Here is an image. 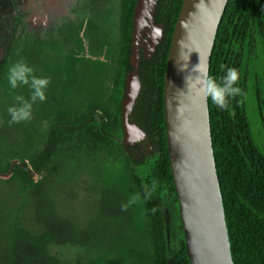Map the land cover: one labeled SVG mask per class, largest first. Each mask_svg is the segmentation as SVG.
<instances>
[{
	"label": "rangeland",
	"instance_id": "rangeland-1",
	"mask_svg": "<svg viewBox=\"0 0 264 264\" xmlns=\"http://www.w3.org/2000/svg\"><path fill=\"white\" fill-rule=\"evenodd\" d=\"M120 3L0 0V264H154L149 219L122 153L139 132L127 125L119 140L112 101ZM154 3L143 1L139 21L146 54L160 31L150 17ZM253 42L249 62L264 115V40ZM21 61L49 84L30 120L10 123L7 109L15 96L30 95L27 86L8 84L9 68ZM134 86L131 81L130 90ZM131 93L126 91L125 105ZM97 115L109 124L106 132L97 139L88 133L65 139L47 170L31 176L32 185L7 172L9 165L31 167L53 124ZM262 132L264 146V125ZM134 169L142 175L143 167ZM173 197L167 193L164 208L170 251L184 240Z\"/></svg>",
	"mask_w": 264,
	"mask_h": 264
},
{
	"label": "trees",
	"instance_id": "trees-1",
	"mask_svg": "<svg viewBox=\"0 0 264 264\" xmlns=\"http://www.w3.org/2000/svg\"><path fill=\"white\" fill-rule=\"evenodd\" d=\"M139 2L121 0L120 3L121 49L112 95L119 140L125 133L127 79L136 72L140 89L128 113L127 122L137 126L142 136L134 144L125 146L122 153L149 219L154 264H190L184 240L181 241L180 249L169 250L164 213L167 193L173 194L174 202L178 203L168 155L164 85L171 40L183 0H156L152 18L153 26L160 29V36L149 54L145 53L144 41L136 33L135 17ZM244 31H255L264 39V0H228L209 68V75L217 82L224 75L221 66L226 65L224 43L237 36V32L243 34ZM135 51L136 66L132 61ZM208 104L216 172L234 263L264 264V154L253 145L242 150L235 145L226 121L227 108L221 110L210 99ZM108 126L98 115L90 118L86 116L74 123H55L50 127L44 146L31 167L26 164L9 165L7 172H15L24 185H32L31 176L47 170L54 153L65 139L80 133H88L97 139L106 132ZM120 143L123 147V142ZM154 156L155 161L150 164ZM135 166L143 167L141 176H138ZM180 231L183 233L182 225Z\"/></svg>",
	"mask_w": 264,
	"mask_h": 264
},
{
	"label": "water",
	"instance_id": "water-1",
	"mask_svg": "<svg viewBox=\"0 0 264 264\" xmlns=\"http://www.w3.org/2000/svg\"><path fill=\"white\" fill-rule=\"evenodd\" d=\"M143 1L136 10L137 37ZM227 2L183 0L167 60L164 111L168 155L190 264H235L216 172L209 104L202 89ZM132 61L136 66V51ZM131 81L135 83L132 93ZM139 89L138 75L131 73L127 91L132 96L128 104L124 101V123L125 131L127 125L138 130V140L142 132L127 122V116Z\"/></svg>",
	"mask_w": 264,
	"mask_h": 264
},
{
	"label": "flooded vegetation",
	"instance_id": "flooded-vegetation-1",
	"mask_svg": "<svg viewBox=\"0 0 264 264\" xmlns=\"http://www.w3.org/2000/svg\"><path fill=\"white\" fill-rule=\"evenodd\" d=\"M235 31V29L233 28ZM243 35V36H242ZM253 37V44L257 39L264 40L255 31L243 34L237 32L231 40L224 43L227 52L226 67L236 68L239 72L238 86L242 94L232 98L227 106V124L230 129L231 138L235 145L241 150L253 145L264 154L262 143V126L264 115L261 107V88L254 79V71L250 67V39ZM240 43V44H239ZM244 44V46H243ZM241 45V46H240ZM253 45V47H254Z\"/></svg>",
	"mask_w": 264,
	"mask_h": 264
},
{
	"label": "clouds",
	"instance_id": "clouds-1",
	"mask_svg": "<svg viewBox=\"0 0 264 264\" xmlns=\"http://www.w3.org/2000/svg\"><path fill=\"white\" fill-rule=\"evenodd\" d=\"M224 75L220 81L212 76H207L202 82L204 96L210 99L212 104L224 110L230 99L242 94L238 86L239 72L236 68L221 66ZM8 84L12 89L27 86L30 95L26 99L23 95L15 96V104L7 109L10 116V123H20L32 118V105L37 101L43 102L46 99L45 90L49 84L47 78L38 77L34 69L27 63L21 61L13 64L8 71Z\"/></svg>",
	"mask_w": 264,
	"mask_h": 264
}]
</instances>
